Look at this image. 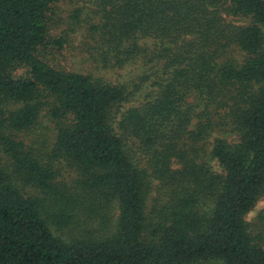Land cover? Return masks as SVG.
Wrapping results in <instances>:
<instances>
[{
	"label": "trees",
	"instance_id": "16d2710c",
	"mask_svg": "<svg viewBox=\"0 0 264 264\" xmlns=\"http://www.w3.org/2000/svg\"><path fill=\"white\" fill-rule=\"evenodd\" d=\"M63 1L0 0V264H264V208L256 229L246 219L264 196V0H97L102 66L140 60V81L154 76L153 97L122 113L134 92L45 59L65 44L52 35ZM45 110L53 159L85 180L76 195L118 203L111 236L65 241L24 193H59L57 167L19 138ZM216 131L237 140L218 136L209 156Z\"/></svg>",
	"mask_w": 264,
	"mask_h": 264
},
{
	"label": "rangeland",
	"instance_id": "374dc122",
	"mask_svg": "<svg viewBox=\"0 0 264 264\" xmlns=\"http://www.w3.org/2000/svg\"><path fill=\"white\" fill-rule=\"evenodd\" d=\"M97 0H66L56 6V24L52 30L54 37L62 36L65 39L63 48L49 49L44 52L45 59L52 65L67 70L77 71L91 76L95 81L106 82L123 86L129 93H133L123 103L121 113L130 107L143 105L155 94V87L152 84L154 76L142 83L141 77L150 74L151 69L145 67L140 60H133L122 67H103L99 61L98 50L91 31V25L98 21ZM240 22L244 21L240 19ZM21 70L20 73H24ZM55 123L49 117L47 111H43L36 125L19 134L28 150H31L34 157L40 162H50L58 173L55 179L58 182L59 193L55 191H44L38 187H24L27 196H34L43 205V211L47 214V220L52 231L71 242L79 238L111 236L117 228L120 209L116 201L107 203V199L94 196L76 195V191H82L86 187L82 172L66 161H59L54 158L53 149L56 138ZM225 137L229 141L237 140V135L224 131H216L203 142L210 156L215 139ZM129 148L140 155V148L137 141L126 142V149ZM1 152V151H0ZM3 158L8 162L7 157ZM212 165L217 172L222 169L218 162L212 160ZM158 181L153 182L152 189L148 196L149 209L160 198ZM77 187V189H76ZM65 201L74 202L73 208L65 214L60 211L61 197ZM99 206L98 213L93 212ZM75 208V209H74ZM105 208V209H104ZM264 208V196L259 199L255 207L247 214L246 219L251 229L257 228L258 215ZM72 209H74L72 211ZM104 209V210H103ZM73 216L69 222L64 216Z\"/></svg>",
	"mask_w": 264,
	"mask_h": 264
}]
</instances>
